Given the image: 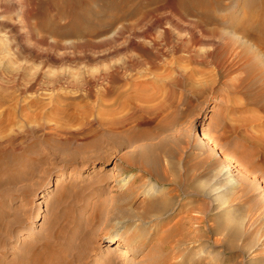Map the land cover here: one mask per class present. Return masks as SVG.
I'll list each match as a JSON object with an SVG mask.
<instances>
[{"label":"rangeland","instance_id":"rangeland-1","mask_svg":"<svg viewBox=\"0 0 264 264\" xmlns=\"http://www.w3.org/2000/svg\"><path fill=\"white\" fill-rule=\"evenodd\" d=\"M23 1L33 12L29 24L1 13L9 9L0 0V263H16L49 235L66 262L144 264L151 222L138 215L151 198L170 197L174 206L165 216L173 213L184 236L201 237L185 250L194 252L191 258L180 253L170 262L264 264V50L225 25L211 26L237 45L250 68L221 66L218 59L199 66L171 48L172 35L190 39L188 20L198 19L165 4L150 19L160 28L138 27L171 43L159 65H143L141 48L128 52L137 66L106 85L105 41L68 36L70 20L55 2ZM245 1L219 14L236 24L250 15L238 9ZM12 27L48 57L17 53ZM63 53L67 61L52 62ZM136 108L143 111L134 114ZM133 114L116 130L105 127ZM153 186L158 192L145 196ZM128 210L136 212L132 218ZM98 211L101 220L94 218ZM116 232L127 243L109 247Z\"/></svg>","mask_w":264,"mask_h":264},{"label":"bare ground","instance_id":"bare-ground-1","mask_svg":"<svg viewBox=\"0 0 264 264\" xmlns=\"http://www.w3.org/2000/svg\"><path fill=\"white\" fill-rule=\"evenodd\" d=\"M49 1L55 2L60 6L59 14L62 18L64 17L70 20L71 26H68V29H66L68 36L72 37L73 35H78L90 39L102 38L101 40L105 41L104 45L106 46V49L103 51L101 58L105 63L110 62V66H108L106 73L102 75L101 81L106 83V85L113 84L115 77L118 76L121 71L128 72V70H131L137 66L138 62H135V58L133 59L131 56L127 58L128 52L139 51V48H141L142 51L140 53L143 55L142 58L144 59L143 65L154 67L159 65L161 58H163L164 51L167 50L171 43L174 46L171 48H176V50L172 49L173 51H176L177 53H185L187 57L191 59V61L198 64L199 66L201 64L210 65L215 59H218L220 60L219 65L221 66L225 65L232 67L238 62L239 64L244 65V67L250 68L249 60L244 55V53L241 52V50H238L236 47L237 45L231 43L229 39H226L224 32L216 31L215 29L210 28L211 26L216 27L218 25H225L229 31L232 30L229 33H233L235 30L238 32V35H240L239 33L242 34L240 35L241 37L245 36V38L248 37L249 39L253 40L254 45L249 44L248 41L244 40L252 48L256 46L255 49L260 47L264 50V0H246L245 3L238 9L241 8V10H247L250 15L240 18L239 22L236 24H234L235 20L232 17L219 14L220 12H232L235 8L233 5L235 0H148V2L145 3H139V0ZM226 1L232 2L227 5ZM4 2L6 4L5 6H7L9 10L1 11V13L4 14L11 11L15 14L21 15L26 21L24 22L23 20V22L29 24V21L31 20L30 15L32 9L27 7L23 0H4ZM165 4H168L169 8L172 9L174 13H178L176 11H180L182 9L188 15L194 17L193 19H198L196 23L190 22V20H188L190 27H192V30L190 31V39L187 40L185 37H183V35L174 33L172 35V40L174 41L170 43L166 41L164 36L161 38L159 37L160 39H153L152 37L150 38L148 34H146L150 29L152 30L153 28H160L162 26V23L153 21L150 22V19L152 20L153 18V12L163 11V9H165ZM155 5L158 6L157 10H150L151 7ZM67 19L66 21H68ZM148 20L149 22H147ZM145 23L146 25L149 23L150 29L148 27L145 32H141L138 27ZM12 29H14V27L11 28L10 32L13 34L15 33L14 35L16 36L15 38L13 36L14 39L10 40L9 42L12 48L16 46L18 49L17 53L19 52L20 54H29L30 56L35 57H48V55H43L44 53L42 54V52L36 48L35 50L32 49L34 47L30 48L27 46L28 44L26 45V40L22 36V33H19L18 30L14 31ZM111 29L113 32L107 36ZM60 32L62 31L57 29L55 34L57 36L62 35V33L58 34ZM163 33L165 34V32ZM148 51L155 52L156 59L152 60V58H149L146 53ZM66 54H55L56 56L52 58V62L58 59H67L68 55L66 56ZM60 78L64 83H70L71 77L64 75ZM83 79L81 81L79 80V85L81 84V86H86L88 81L86 80V82ZM55 81L53 83H55ZM139 97L140 96H137L136 98ZM139 109L140 108H136L134 114H136ZM134 114L129 116L127 119L111 120V122L108 125H105V127L109 128L110 130H116L122 127V125L125 124L129 119L133 118ZM202 139L200 141H202ZM144 170L145 174L154 176V173L151 169ZM166 176L167 173H165L164 177ZM127 185L129 184L126 183L123 187H126ZM157 192V186H153L149 191L146 192L145 196L150 197ZM132 194L133 191H128L125 193V195L129 197H131ZM173 206V198L170 197L156 199L151 198L150 201L142 205L143 212L141 216L138 215L139 219L142 218L144 221L146 220L151 222V225L148 226L147 232V235L151 236V248L148 252L149 254L145 256L144 264H187L182 262L174 263L170 262V260H173L174 256H178L180 253L182 259L188 260V258H191V255L194 253H188L185 252V250L189 245L193 244L196 240L198 241V239L201 237H199L198 233V237L195 236V238L194 236H192V238L190 234L184 236L183 232L181 233L182 223L180 221L174 222L175 219L172 218L173 213L172 215L170 214L168 218L165 216L167 213H169V211L172 210ZM127 213L130 215L129 217L132 218V215H135L136 212H131L128 210ZM100 217L101 212H96L94 218L101 220ZM113 236L114 237L110 238L108 241L110 245L109 247L115 246L117 243H122V241H124L125 244L127 243L123 239L124 237L122 238V235H120L118 232H116ZM45 238V242L39 248L33 246L34 244L29 245L24 255H21L22 257L20 256V258L18 257L19 259H16L18 261L14 264H73V262H66L64 255H62L63 253L61 254V252L59 253L57 249H55L53 243H51L49 240V235H47ZM133 238L136 239L133 236L131 240ZM58 239L60 240V238ZM1 240L5 242L0 238V242ZM145 247L146 245L142 244L141 246H138L136 249H134V251L139 252L142 249H145ZM126 253H128L127 249H123L121 254L125 255ZM107 258L109 257H106L105 259L108 260ZM1 263L3 264V262ZM189 263L190 262H188V264Z\"/></svg>","mask_w":264,"mask_h":264}]
</instances>
